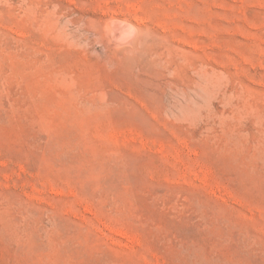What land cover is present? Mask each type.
<instances>
[{"label": "rangeland", "instance_id": "rangeland-1", "mask_svg": "<svg viewBox=\"0 0 264 264\" xmlns=\"http://www.w3.org/2000/svg\"><path fill=\"white\" fill-rule=\"evenodd\" d=\"M0 264H264V0H0Z\"/></svg>", "mask_w": 264, "mask_h": 264}, {"label": "bare ground", "instance_id": "bare-ground-1", "mask_svg": "<svg viewBox=\"0 0 264 264\" xmlns=\"http://www.w3.org/2000/svg\"><path fill=\"white\" fill-rule=\"evenodd\" d=\"M111 29H112V32H113V34L115 35V36H117V37H121V39H122V37H124V38H126V36H127V34H128V27H127V25L125 26L124 24L123 25H121V24H119V23H113L112 25H111ZM134 29V28H133ZM130 30H131V28H130ZM129 32H132V31H129ZM129 37V36H128ZM131 40V39H130ZM128 41V40H127ZM124 43V42H123ZM128 43V42H127ZM118 45H120V44H118Z\"/></svg>", "mask_w": 264, "mask_h": 264}]
</instances>
